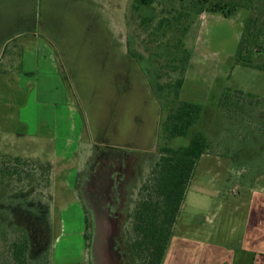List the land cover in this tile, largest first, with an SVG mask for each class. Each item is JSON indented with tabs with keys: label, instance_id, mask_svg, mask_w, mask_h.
<instances>
[{
	"label": "rangeland",
	"instance_id": "1",
	"mask_svg": "<svg viewBox=\"0 0 264 264\" xmlns=\"http://www.w3.org/2000/svg\"><path fill=\"white\" fill-rule=\"evenodd\" d=\"M238 1L241 6L231 16L207 12L195 17L182 39L185 45L178 47L180 33L165 27L155 30L164 15L160 1L146 24L143 18L149 9L135 10L138 0H0L1 149L53 164L51 199L46 200L50 241L44 251L50 264H91L85 233L88 224L96 232L103 202L98 191L81 196V172L85 182V175L102 167L106 178L121 156L116 144L132 138L131 132L139 129L147 113L159 128L155 150L165 140L161 122L166 111L145 77L149 72L152 77L151 68L129 46L148 56V47L170 40L175 45L172 55H186L182 46L191 54L183 74L169 69L160 80L183 76L181 98L203 107L194 131H203L212 142L210 153L198 161L178 221L192 230L202 211L198 203L202 191L218 193L209 205L214 210L222 198L229 202L251 185L264 186V102L250 107V113L223 111L218 105L223 94L230 95L229 102L235 101L234 90L264 95V69L234 61L245 21L252 9L259 11V5L264 9V0ZM165 48L169 52L168 46L155 51L166 55ZM142 80L149 82L145 92L149 105L139 93ZM104 126H108L109 157L96 163L94 143L106 130ZM188 140L180 136L167 142L181 145ZM135 153L145 160L134 176L133 183L136 180L138 185L149 168V152ZM40 188L47 190L45 182ZM102 234L92 245L101 246ZM101 264L106 263L101 260Z\"/></svg>",
	"mask_w": 264,
	"mask_h": 264
},
{
	"label": "trees",
	"instance_id": "2",
	"mask_svg": "<svg viewBox=\"0 0 264 264\" xmlns=\"http://www.w3.org/2000/svg\"><path fill=\"white\" fill-rule=\"evenodd\" d=\"M158 1L164 6L161 10L164 15L155 30L158 32L165 27V30L180 33L182 36L176 44L178 47L185 45L182 39L195 17L207 12L231 16L241 6L238 0H138L139 5L135 6V10L142 7L147 11L149 9L148 13H144L146 24L153 19ZM257 8L259 11L252 9L254 11L245 21L234 61L246 67L264 69V9L260 5ZM161 36L158 34V37ZM162 46H168L169 52L165 48L166 55L155 51ZM183 46L182 52L186 55L181 57L171 54L174 52L171 48L174 49L175 45L170 40L148 47V56L138 54L129 46L135 57L147 59L152 73L151 77L149 72L150 87L166 111L161 122V134L165 140L149 163L124 215L123 244L126 256L134 264H163L198 161L204 153L208 154L212 150L210 138L201 130L194 131V126L201 119L203 107L181 98L183 76L172 81H160L163 71L185 72L191 54ZM227 96L223 94L218 105L221 110L226 108L233 113H250L253 110L250 107L264 102V95L242 90H234L235 101L229 102ZM1 117L0 104V242L3 247L0 250V264H50L48 256L44 254L45 249L42 254L35 253L29 222L47 229L50 236V205L46 200L51 199L53 164L38 157L5 154L1 149ZM261 129L264 135V125ZM180 136L188 137L186 144L172 145L167 142ZM43 182L47 190H41ZM16 213L31 216L28 217L29 222L26 219L18 220L13 216ZM89 228L90 224L87 225L85 237L91 246L92 230Z\"/></svg>",
	"mask_w": 264,
	"mask_h": 264
},
{
	"label": "crops",
	"instance_id": "3",
	"mask_svg": "<svg viewBox=\"0 0 264 264\" xmlns=\"http://www.w3.org/2000/svg\"><path fill=\"white\" fill-rule=\"evenodd\" d=\"M217 194L200 193L202 211L192 230L177 219L163 264H264V186L251 185L229 202L222 198L213 210Z\"/></svg>",
	"mask_w": 264,
	"mask_h": 264
},
{
	"label": "flooded vegetation",
	"instance_id": "4",
	"mask_svg": "<svg viewBox=\"0 0 264 264\" xmlns=\"http://www.w3.org/2000/svg\"><path fill=\"white\" fill-rule=\"evenodd\" d=\"M11 38H13V36L8 38V40H12ZM145 77L149 81V74ZM147 83L145 81L141 83V86H139V93L142 95V101L144 103L147 102L149 105L148 95H146L149 88ZM149 116L150 114L147 113L142 119L143 121L148 122L149 126L142 125L143 123L141 120L139 129L137 131L135 130L136 133L131 132L132 138H127L119 141V144H116L118 145V148L121 149L119 151L121 156L118 158L115 165L111 167V170L106 178L102 177L105 172L102 167V169L98 168L94 172L91 171L93 173L89 172L88 175H85V182H83V176L81 175L84 172H81L78 177V188L82 193L81 196L87 193L90 197L92 195V191H98L103 202L101 218L98 226L96 227V232L93 230V227L91 231L92 241L89 252L92 257L91 264H101V260H103L106 264H110L107 259V252L109 251L108 246L110 247L112 257L119 260L121 264H134L126 256L122 232L124 215L131 203V197L135 193L138 186L136 180L133 183L134 176L140 171V167H142L145 162L142 158H137L135 155L137 153L135 152L139 150L145 151L146 154L149 152L146 160L150 163L151 160L155 158L156 152L159 149L158 147L155 150V142L153 143L156 139V134L159 128L155 118L151 119ZM137 117L139 118V116ZM102 129L106 130L101 134V138H98L94 143L95 151L92 160L96 163L100 161L103 162V160L109 157V154L106 153V149L109 147V144L106 141L108 126H104ZM87 163L88 161L85 162V164ZM26 221L29 222V220ZM29 224L32 226L30 232L34 241L35 253L42 254L50 241L49 233L47 229L42 228L39 225L32 224L31 222H29ZM100 231H103L104 234H102L103 237L101 246L98 247L96 243H93L92 245V242L95 237L99 235ZM114 231L117 232L114 233V238H111L110 234Z\"/></svg>",
	"mask_w": 264,
	"mask_h": 264
},
{
	"label": "water",
	"instance_id": "5",
	"mask_svg": "<svg viewBox=\"0 0 264 264\" xmlns=\"http://www.w3.org/2000/svg\"><path fill=\"white\" fill-rule=\"evenodd\" d=\"M118 229V228H117ZM117 231H114L110 234L111 238H114V233ZM109 251L107 252V259L109 261L110 264H121V262L119 260H116L112 257V254L110 253V247L108 246Z\"/></svg>",
	"mask_w": 264,
	"mask_h": 264
}]
</instances>
